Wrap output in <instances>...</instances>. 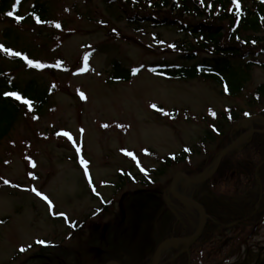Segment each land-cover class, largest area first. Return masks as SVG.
Instances as JSON below:
<instances>
[{
    "label": "rangeland",
    "instance_id": "374dc122",
    "mask_svg": "<svg viewBox=\"0 0 264 264\" xmlns=\"http://www.w3.org/2000/svg\"><path fill=\"white\" fill-rule=\"evenodd\" d=\"M46 1L50 7L46 25L9 26L8 21H0V42L28 51L42 64L67 68L39 71L11 61L0 66L18 87L23 89L33 82L51 92L46 116L38 121L24 116L0 144V264H44L34 257L45 245L69 249L65 258L79 264L122 263L121 258L128 264H152L163 237L159 231L152 234L153 241L140 247L141 251L121 236L122 245L111 250V257H102L95 242H90L93 232L119 215L123 202L131 201L125 200L126 196L140 191L165 193L186 223L189 237L196 232L199 214L172 197L171 185L180 173L203 175L225 149L228 141L215 133L219 114L233 108L251 113L252 121L261 117L264 102L252 111L248 106L257 88L264 85V69L252 68L245 90L237 97L227 96L224 87L203 77L170 80L146 69L127 83H107L114 63L126 72L158 63H179L182 44L192 46L197 38L180 33L177 26H131L124 8L109 6L105 0ZM34 2L13 0L12 5H19L25 14ZM160 16L172 23L175 19L169 13ZM188 21L199 22L193 18ZM9 29L14 42L4 38ZM222 35L224 44L246 37L239 32L233 40L225 26ZM254 120L253 127H261L257 126L261 119ZM64 132L71 139L61 135ZM77 143H82V153L76 154ZM175 156L184 161L160 173L165 160ZM81 157L88 162L87 171ZM122 175L128 180L121 182ZM196 189L183 183L179 195L192 197ZM43 196L52 201L51 206ZM156 199H149L148 204L153 206ZM106 203L111 205L104 214ZM83 223L82 236H74L70 225ZM241 237L236 242L234 231L220 233L200 253L197 264L261 262L264 217ZM173 248H166L161 260L171 261ZM52 250L55 256L59 254L57 248Z\"/></svg>",
    "mask_w": 264,
    "mask_h": 264
},
{
    "label": "trees",
    "instance_id": "16d2710c",
    "mask_svg": "<svg viewBox=\"0 0 264 264\" xmlns=\"http://www.w3.org/2000/svg\"><path fill=\"white\" fill-rule=\"evenodd\" d=\"M40 1L42 0H35V5L28 14L21 22H17L8 15L11 12L12 0H0V20L8 21L9 26L35 25L36 21L46 22L50 16V8L46 2L40 3ZM105 1L112 7L122 6L128 13L125 18L131 26L150 25L153 28L177 26L180 33L197 38L195 44L179 54V63H158L151 66L150 70L154 74L180 81L203 77L224 87L223 92L227 96L237 97L245 90L252 68L264 69L262 61L264 37L260 35L264 34V0ZM164 13L174 15L173 23L169 19L161 18L160 15ZM18 14L20 13H15ZM190 18L199 22H189ZM223 26L229 29L230 38L233 40L239 32L246 37H241L238 44L231 42L224 44ZM231 33L236 35L233 36ZM4 38L14 42L10 29L5 32ZM9 47L11 46L0 48V66L7 60L22 62L21 59L4 51ZM201 53H205V57H201ZM47 70L53 71L51 68ZM112 70L109 82H128L131 79V72L124 71L118 63L113 64ZM5 73L6 71L0 68V144L10 136L24 116H31L34 121L44 118L50 102L49 93L39 89L35 83L31 82L22 89ZM10 92H17L22 99L30 100L31 109L21 100L8 95ZM253 97L248 106L251 111L257 103L264 102V85L257 88ZM248 116H251V113L244 110L237 112L230 108L216 117L215 133L228 141L223 149L241 134V129L236 127ZM261 117L264 119V110ZM261 129L262 127H257V130ZM210 134L208 132L207 136ZM182 161H184L183 157L166 159L160 173ZM126 179L124 176L120 177L121 182ZM120 185L121 183L118 186ZM228 185L231 187L225 188ZM149 194L151 193L140 191L130 196L132 199L126 196L125 200H131L130 203L124 201L119 215L104 227L101 225L103 229L100 226L96 232H93L90 242H95L93 244L103 255L102 257L114 256L111 250L119 249V245H122L121 236L130 239L131 245L141 251L143 248L140 247L145 242L153 241L152 234L155 232L159 231L161 236L163 235L159 239L158 246L171 237L187 235L184 223L177 221L175 206L166 200L165 193ZM262 197L264 198V135L256 134L224 159L214 177L196 192L194 198L204 207L209 217L202 237L191 247L189 253L183 252L185 250L183 245L174 248L172 260L163 264H197L200 253L212 244L220 233L234 231L236 242L242 239L241 236L245 235L247 228L255 229L259 220L264 217V207L261 210L256 209ZM151 198H157L153 206L148 204ZM110 205L103 206L104 214L109 210ZM85 227V223L80 224L78 229L73 231V235L82 236ZM52 248H57L59 254L55 256L53 254L55 249ZM69 252V249L59 246L41 248L34 259L45 262L44 264H79V261L72 262L71 259L65 258L69 256ZM121 259L120 264H128L123 258ZM142 261L145 263L147 259L144 257ZM140 263L141 261L137 264ZM257 264H264V259Z\"/></svg>",
    "mask_w": 264,
    "mask_h": 264
},
{
    "label": "water",
    "instance_id": "95a60500",
    "mask_svg": "<svg viewBox=\"0 0 264 264\" xmlns=\"http://www.w3.org/2000/svg\"><path fill=\"white\" fill-rule=\"evenodd\" d=\"M243 130H248L249 128V120H245L243 122L242 125ZM256 133L259 134H264V130L263 131H247L244 135H242L240 138H238L235 142H233L229 147H227L226 149H224L220 155L217 157V159L214 161L213 165L211 166V168L205 172L203 175L198 176L196 178H191L189 177V175L187 174H183L180 173L178 175V177L174 180V182L171 185V194L172 197L175 198L177 201H179L182 204H187L189 206H191L193 209H195L200 217V224L199 227L197 229V231L189 238H184V239H169L165 242H163L154 258H153V262L152 264H158L161 254L163 253V251L170 245L172 244H186L187 245V249H189V247L195 242L197 241L203 234L205 227L207 225L208 222V216L204 210V208L195 200L190 199L188 197L185 196H181L179 195V188L183 183H187L191 186H200L202 184H204L206 181H208L209 179H211L215 173L217 172V170L220 167L221 162L231 153L233 152L235 149H237L239 146H241L244 142H246V140H248L249 138L253 137Z\"/></svg>",
    "mask_w": 264,
    "mask_h": 264
},
{
    "label": "snow or ice",
    "instance_id": "6c2138e0",
    "mask_svg": "<svg viewBox=\"0 0 264 264\" xmlns=\"http://www.w3.org/2000/svg\"><path fill=\"white\" fill-rule=\"evenodd\" d=\"M239 6H240L239 3H237V7H239ZM8 15H9V16H13L14 14H13L12 12H9ZM16 19H17V20H20L21 18H20V17H16ZM57 27H59V25H57ZM2 47H3V46L0 45V48H2ZM4 51H5L6 53H8L9 55L14 56V57L20 55L19 52H9V50L6 49V48L4 49ZM23 59L27 60L28 65H29L30 67H32V68H40V69H43V68L48 67V65H45V64H42V63H37V62H34V61L31 60V59H28L26 56L23 57ZM8 95L13 96L16 100H21L22 103L28 105V106H29V109H31V107H32V102H31L30 100L22 99V97H21L17 92H10V93H8ZM81 95H83V94H81ZM153 107H155V105H153ZM104 127L107 128L108 125H104ZM61 135L68 136L69 139H71V137L69 136V134H68L67 132L61 133ZM81 162H82V164H83L84 167H85V171H87L88 162L85 161V160H83V159L81 160ZM33 167H35V165H33ZM33 178H35V177H33ZM4 183H5V184H8L9 181L5 180ZM36 194H37L38 196L41 195L40 192H37ZM42 198H43L44 200L48 201L49 205L51 206L52 201L48 200V197H47V196H43ZM65 219H67V217H65ZM72 227H75V225H72ZM37 243H39V244H45L44 241H37ZM45 246H49V245H45ZM20 251L23 252V251H25V249H24V248H21Z\"/></svg>",
    "mask_w": 264,
    "mask_h": 264
}]
</instances>
